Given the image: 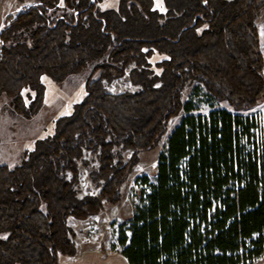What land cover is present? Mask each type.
I'll return each mask as SVG.
<instances>
[{"label": "trees", "instance_id": "obj_1", "mask_svg": "<svg viewBox=\"0 0 264 264\" xmlns=\"http://www.w3.org/2000/svg\"><path fill=\"white\" fill-rule=\"evenodd\" d=\"M0 30V95L25 118L42 107L45 76L61 83L96 60L101 78L126 73L137 91L100 79L13 167L0 164V264H57L75 254L67 218L120 200L128 165L114 148L151 149L185 111L159 154L155 182L118 241L129 264H254L264 257V133L242 112L264 98L255 20L264 0H34ZM162 55L153 63L150 59ZM158 69L159 73H154ZM198 81L221 108L191 114ZM156 82L159 84L157 85ZM261 130V129H260ZM98 158L96 195L79 198L77 161ZM69 175V177H68Z\"/></svg>", "mask_w": 264, "mask_h": 264}, {"label": "rangeland", "instance_id": "obj_2", "mask_svg": "<svg viewBox=\"0 0 264 264\" xmlns=\"http://www.w3.org/2000/svg\"><path fill=\"white\" fill-rule=\"evenodd\" d=\"M34 2L0 0V30L10 18ZM117 2L118 0H103L101 8H116ZM153 7L161 13L165 12L163 0H153ZM255 24L264 62V8L256 18ZM161 56L156 53L150 61L153 63ZM100 62L101 60H96L83 71L69 74L59 84L47 76L42 78L46 85L43 104L29 119L14 110L11 98L4 93L0 95V164H7L9 167L19 164L24 151L32 149L35 140L52 134L55 120L70 113L73 105L86 95V83L89 80L100 79L105 91L109 93L140 89V86L129 78L128 70L120 76L114 74L112 79L101 78L100 72L94 70L95 64ZM262 71L264 75V65ZM154 73L158 74L159 70L154 69ZM182 100L192 107L191 114H207L213 109L221 108L234 114L238 113L229 108L226 102L213 99L198 81L186 82L182 89ZM242 113L252 116L259 127L255 137L259 144L264 133V98L256 107ZM186 114L188 113L181 111L179 115L170 118L165 133L151 149L134 153L133 150L123 149L121 146L114 148L116 159L121 158L122 163L128 165L120 188V200L116 203L105 202L100 212L90 214L85 219L67 218V224L74 233L75 254L61 256L57 264H129L122 255V246L118 241L119 231L124 230L129 237L132 217L146 203L149 185L155 182L159 154L164 150L171 131ZM96 155L95 151L84 149L77 161L79 181L75 190L79 198L96 195L102 185V180L95 178L98 170ZM254 264H264V257Z\"/></svg>", "mask_w": 264, "mask_h": 264}]
</instances>
